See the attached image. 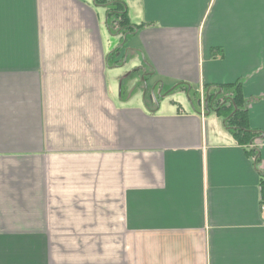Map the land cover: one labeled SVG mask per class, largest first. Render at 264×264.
Masks as SVG:
<instances>
[{
	"label": "crops",
	"instance_id": "0c3cea01",
	"mask_svg": "<svg viewBox=\"0 0 264 264\" xmlns=\"http://www.w3.org/2000/svg\"><path fill=\"white\" fill-rule=\"evenodd\" d=\"M120 1L0 0V264H264V0Z\"/></svg>",
	"mask_w": 264,
	"mask_h": 264
},
{
	"label": "trees",
	"instance_id": "16d2710c",
	"mask_svg": "<svg viewBox=\"0 0 264 264\" xmlns=\"http://www.w3.org/2000/svg\"><path fill=\"white\" fill-rule=\"evenodd\" d=\"M106 4L114 5L112 9L113 13L118 16V22L120 24H129L126 11L123 9V3L120 0H98ZM111 12V11H110ZM231 93L229 95H223V97H217L216 92H208L209 107L215 110L218 114L223 116L226 126L231 131L235 139L240 143L248 147V153L252 154L255 162L258 161V156L254 149L253 141L258 135L259 131L253 129L249 125L248 109L245 103V97L241 89L240 83L232 86ZM223 89L227 88L222 85ZM261 191H262V203L264 202V174L261 175Z\"/></svg>",
	"mask_w": 264,
	"mask_h": 264
},
{
	"label": "rangeland",
	"instance_id": "374dc122",
	"mask_svg": "<svg viewBox=\"0 0 264 264\" xmlns=\"http://www.w3.org/2000/svg\"><path fill=\"white\" fill-rule=\"evenodd\" d=\"M121 31H122V29H121ZM123 32V31H122ZM121 33V32H120ZM129 36L131 37V35L129 34L128 35V38H124V43H126L127 42V44H129L130 42H131V39H129ZM130 41V42H129ZM166 88H168V85H167V87ZM218 96H221V97H223L222 95H218Z\"/></svg>",
	"mask_w": 264,
	"mask_h": 264
},
{
	"label": "built area",
	"instance_id": "2783aa9c",
	"mask_svg": "<svg viewBox=\"0 0 264 264\" xmlns=\"http://www.w3.org/2000/svg\"><path fill=\"white\" fill-rule=\"evenodd\" d=\"M262 208L264 209V202L262 203Z\"/></svg>",
	"mask_w": 264,
	"mask_h": 264
},
{
	"label": "flooded vegetation",
	"instance_id": "af4514ba",
	"mask_svg": "<svg viewBox=\"0 0 264 264\" xmlns=\"http://www.w3.org/2000/svg\"><path fill=\"white\" fill-rule=\"evenodd\" d=\"M207 102L209 103V100L207 99ZM209 109H211L210 107H208Z\"/></svg>",
	"mask_w": 264,
	"mask_h": 264
}]
</instances>
